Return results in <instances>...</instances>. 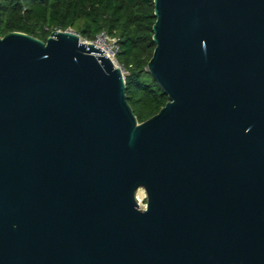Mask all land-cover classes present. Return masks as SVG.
I'll return each instance as SVG.
<instances>
[{
  "label": "water",
  "instance_id": "water-1",
  "mask_svg": "<svg viewBox=\"0 0 264 264\" xmlns=\"http://www.w3.org/2000/svg\"><path fill=\"white\" fill-rule=\"evenodd\" d=\"M154 1L141 122L74 29L0 33V264H264V0Z\"/></svg>",
  "mask_w": 264,
  "mask_h": 264
},
{
  "label": "trees",
  "instance_id": "trees-1",
  "mask_svg": "<svg viewBox=\"0 0 264 264\" xmlns=\"http://www.w3.org/2000/svg\"><path fill=\"white\" fill-rule=\"evenodd\" d=\"M154 0H0V33L24 31L44 40L56 29L92 39L102 29L120 38L127 95L139 121L170 99L148 69L156 42Z\"/></svg>",
  "mask_w": 264,
  "mask_h": 264
},
{
  "label": "built area",
  "instance_id": "built-area-1",
  "mask_svg": "<svg viewBox=\"0 0 264 264\" xmlns=\"http://www.w3.org/2000/svg\"><path fill=\"white\" fill-rule=\"evenodd\" d=\"M82 40L89 42V43L92 42L96 46L101 47L105 51V54L111 57L113 61L115 62V64L121 67L124 72L125 66L120 62L118 58L119 53L121 51L120 38L118 36L111 34L107 29H102L96 34L94 38L88 39V38L82 37ZM146 199H147V192H146L145 199L143 200L138 199V200L140 201L141 204H146L144 203V200Z\"/></svg>",
  "mask_w": 264,
  "mask_h": 264
},
{
  "label": "bare ground",
  "instance_id": "bare-ground-1",
  "mask_svg": "<svg viewBox=\"0 0 264 264\" xmlns=\"http://www.w3.org/2000/svg\"><path fill=\"white\" fill-rule=\"evenodd\" d=\"M138 199L143 200L146 198V190L144 188H140L137 193ZM145 206V204H142Z\"/></svg>",
  "mask_w": 264,
  "mask_h": 264
},
{
  "label": "rangeland",
  "instance_id": "rangeland-1",
  "mask_svg": "<svg viewBox=\"0 0 264 264\" xmlns=\"http://www.w3.org/2000/svg\"><path fill=\"white\" fill-rule=\"evenodd\" d=\"M124 72H125V74H127L128 73V70H127V68L125 67L124 68ZM142 188H144V187H142ZM145 189V188H144ZM138 192V191H137ZM144 203H147V199L146 200H144Z\"/></svg>",
  "mask_w": 264,
  "mask_h": 264
}]
</instances>
